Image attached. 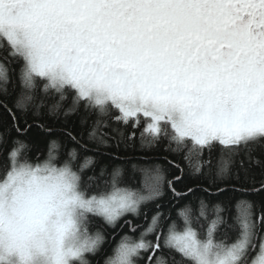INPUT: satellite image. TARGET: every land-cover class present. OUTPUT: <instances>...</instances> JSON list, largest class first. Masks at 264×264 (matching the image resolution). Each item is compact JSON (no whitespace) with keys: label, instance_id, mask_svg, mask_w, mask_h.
I'll list each match as a JSON object with an SVG mask.
<instances>
[{"label":"snow or ice","instance_id":"6c2138e0","mask_svg":"<svg viewBox=\"0 0 264 264\" xmlns=\"http://www.w3.org/2000/svg\"><path fill=\"white\" fill-rule=\"evenodd\" d=\"M4 49L0 112L18 134L27 133L19 119L32 96L22 94L9 106L10 62L24 89L43 81L44 91L60 100L72 94L69 112L83 107L94 114L87 135L98 146H134L139 131L141 149L165 143V152L186 150L185 160L207 152L209 165L218 151L227 159L209 173L214 186L240 179L241 171L246 177L244 157L251 158L253 146L264 147V0H0ZM36 107L33 115L39 116ZM60 107L56 103L50 112ZM65 134L79 143L71 131ZM12 145L0 164V264H89L86 254H95L104 240L99 231L89 234L90 215L114 229L133 225V235L122 236L105 264H264V205L257 212L254 201L239 200L232 222L222 202L205 211L201 196L195 217L189 205L178 209V229L171 209L165 213L157 201L168 193L177 201L197 191L213 193L177 190L185 173L172 161L179 171L172 179L158 164L132 166L152 174L142 194L120 187V166L110 172L101 166L86 181L81 173L90 157L77 171L71 161L57 166L54 141L48 158L37 163L24 157L21 141ZM190 175L205 173L200 168ZM227 190L217 187L216 195ZM260 191L264 184L245 194ZM145 202L156 203L150 218ZM129 215H143L144 223L135 225ZM229 233H235L231 241Z\"/></svg>","mask_w":264,"mask_h":264},{"label":"trees","instance_id":"16d2710c","mask_svg":"<svg viewBox=\"0 0 264 264\" xmlns=\"http://www.w3.org/2000/svg\"><path fill=\"white\" fill-rule=\"evenodd\" d=\"M6 49L0 50V60H5ZM9 76L11 82L7 85L8 89V104L11 107L13 102L21 98V95L32 96L30 101H25V110L23 115H20L19 127L21 133L27 129L24 135L18 134L15 128L12 127V121L9 119L6 112H0V164L5 159L6 152L13 146L12 141L19 140L25 148L22 149L24 157L32 163L43 162L48 158L49 149L54 141L56 148L53 155L58 161L57 166H63L65 162L71 161L73 170L77 171L80 166L85 164L86 158L92 159V164L83 168L82 175L86 181L88 177L95 173H99L101 166H106L110 172L112 167L120 166L122 171V183L120 187L127 188L132 191L147 194L146 183L151 179V173L137 168L133 172V165H141L146 167V162L151 165H160L162 173L167 179H172L173 176L179 175V171L173 166L179 165L184 169V179L181 183L176 185L177 190H187V188H208L212 196L202 191L195 192L194 196H189L187 200L177 201L172 198L171 193H168L163 200L157 201L163 207L162 210L167 213L169 209L172 212V218L176 220L178 229L183 226V219L177 216V211L185 205H189L188 211L195 217L201 211L199 197H205L207 209L205 211H213L217 203L222 202V207L225 209L223 215L226 219L231 218L234 222L236 216V204L239 200H250L256 203V210L259 211L261 205H264V191L258 194L246 195L245 193H252L254 189H260L264 184V147L253 146L254 150L251 153V158L244 157V166L248 169L245 177L243 171L240 173V179L233 176L228 183L219 182L216 186L213 185V175L220 167L223 166L227 158L221 159L219 152L211 154V164L209 165V154L204 153L202 157L192 156L189 159H183L186 155V150L181 154H173L165 152V143L153 149H141L139 145L140 132H136L137 142L134 146L125 147L120 145L119 149L115 147V142L110 141V147L98 146L95 141L89 140L87 131L91 130L93 122L96 119L94 114L86 113L83 107L76 111L69 112L68 110L73 106L72 94H66V99L60 100L59 94L49 91H44V82L38 81L37 87L32 90H26L22 87L19 79V68L15 62L7 63ZM56 103L60 104V109L55 112H50V109ZM39 105V116L33 115L37 111ZM68 113L65 115V113ZM81 117H87V123L81 125ZM143 120V117H141ZM43 125V127H40ZM10 129V130H9ZM142 130V128H141ZM71 131L76 137L73 141L65 133ZM101 131L111 132V129L101 127ZM128 131H131L129 129ZM75 151V157H70L69 153ZM103 153V155L101 154ZM114 157H119L115 159ZM167 157V160H165ZM240 156L235 157V164H239ZM172 161L173 164H169ZM259 161V163H257ZM231 165L233 161H228ZM203 169L205 176L190 175L196 173L197 169ZM237 169L232 167V172L235 173ZM86 173V175H84ZM212 173V174H209ZM227 179V176L224 177ZM217 187L228 189L222 195H216ZM240 189V191H232L233 188ZM91 194H95L94 192ZM143 211L148 213L150 218L152 213L156 211V203L145 202L142 205ZM129 220H134L135 225L144 223L143 215L139 220H135L131 215ZM123 225V221L120 222ZM133 225H126L122 229L120 227L111 228L105 222L94 215H90L89 223L87 225L90 235L100 232L104 237L103 243L95 254H86V259L89 264H105L114 255V249L120 242L122 236L133 235L131 227ZM223 232V229L221 230ZM264 236V233H261ZM133 238H135L133 236ZM235 238V233H229L228 239L231 241ZM259 241H257V244ZM251 255H255L252 253Z\"/></svg>","mask_w":264,"mask_h":264}]
</instances>
